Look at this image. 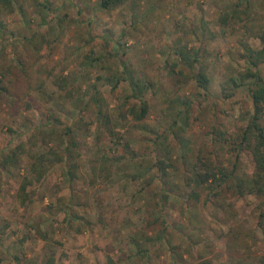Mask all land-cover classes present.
<instances>
[{
    "label": "rangeland",
    "instance_id": "1",
    "mask_svg": "<svg viewBox=\"0 0 264 264\" xmlns=\"http://www.w3.org/2000/svg\"><path fill=\"white\" fill-rule=\"evenodd\" d=\"M236 2L0 9V157L19 155L0 165V264H259L264 199L196 182L202 163L255 171L241 145L254 68L242 55L244 43L261 47L264 0L224 24ZM256 69L264 76V62ZM131 79L151 83L139 100ZM40 155L55 164L39 181Z\"/></svg>",
    "mask_w": 264,
    "mask_h": 264
},
{
    "label": "trees",
    "instance_id": "2",
    "mask_svg": "<svg viewBox=\"0 0 264 264\" xmlns=\"http://www.w3.org/2000/svg\"><path fill=\"white\" fill-rule=\"evenodd\" d=\"M139 0H100L101 6L106 10H113L116 8H120L130 2L138 3ZM237 2L234 3V7L226 11L225 15L222 17V22L224 24L229 23L230 16H239L238 8L240 6H248L251 0H236ZM15 0H0V9H12L13 3ZM261 41V47L259 49H255L244 43V50L243 57L254 67L253 69H249L244 75V79H250L249 88L251 93V98L253 102V115L251 118V122L248 127L245 129L243 134V143L245 144L246 148H248L254 157L255 161V171L252 176H243L235 172L234 170L229 171L227 167L222 165H208L207 163H202L200 166L201 168H197L199 164L195 163L197 168V184L206 185L210 189L216 188L219 194L222 192L221 187L227 185L237 194L245 195V194H255L264 199V127L262 126V119L264 117V76L262 75L261 71L256 69L258 66L264 62V27L261 29V32L257 36ZM182 54V58H187ZM196 58L192 59V62H195ZM128 68V67H127ZM184 74V73H182ZM131 78V76L129 75ZM131 85L133 87L132 96L136 97L138 100L143 96L151 83L144 82L142 80H134L131 79ZM197 81L200 87L207 89L208 83L210 81L209 77L206 74L205 69H201L197 76ZM237 84L236 80H234ZM122 81H117L114 85L115 87L118 86ZM61 87L63 85H60ZM141 95V96H140ZM149 109V104L147 101H143L139 107L133 106L131 108V114L137 119L141 120L146 117ZM100 115L102 119L105 121L106 125L109 124V118L106 119V115L104 111H100ZM114 135V133H113ZM125 146H128L125 143ZM15 152V151H14ZM2 155L0 157V165L4 168L8 169L11 166L17 164L19 155L18 153ZM59 162L62 161V158L58 159ZM48 157L44 155H40L36 158L33 165L31 166L32 173L35 174L37 180H41L47 170L51 168L55 162L52 164ZM107 162V161H104ZM172 164V163H171ZM168 165L169 167L172 165ZM206 167V168H205ZM236 167V164L234 165ZM71 175V179L77 176L75 172V167L68 171ZM30 181H28L29 183ZM199 182V183H198ZM31 183V182H30ZM23 190H26V186L23 185ZM220 189V190H219ZM217 193V194H218ZM166 194V193H165ZM197 195L196 193H194ZM166 197V195H164ZM259 264H264V256H262L259 260Z\"/></svg>",
    "mask_w": 264,
    "mask_h": 264
}]
</instances>
